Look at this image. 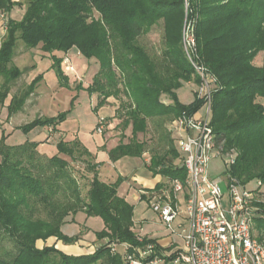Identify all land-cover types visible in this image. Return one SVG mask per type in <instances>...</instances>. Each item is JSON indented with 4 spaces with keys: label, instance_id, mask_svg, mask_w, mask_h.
I'll return each instance as SVG.
<instances>
[{
    "label": "trees",
    "instance_id": "1",
    "mask_svg": "<svg viewBox=\"0 0 264 264\" xmlns=\"http://www.w3.org/2000/svg\"><path fill=\"white\" fill-rule=\"evenodd\" d=\"M185 0H28L19 19L9 14L22 7L21 0H0V14L5 15V33L0 42V104L8 97L10 85L23 74L13 62L18 39L25 49L38 47L51 56L58 76L62 58L75 47L87 59H95L98 71L88 86L96 93L99 104L107 98H127L123 129L130 126L131 137L122 139L108 151L116 161L122 157H140L146 151L145 142L137 133L145 132L153 117L182 113L193 115L202 105L196 94L185 104L179 102L177 89L193 77L194 67L186 59L180 45ZM187 20L194 24L198 61L212 77L210 125L224 151L233 149L236 159L229 171L240 183L264 184V106L258 96L264 95V56L261 65L253 63L258 52H264V0H188ZM97 11L98 17L93 16ZM166 18L165 48L159 58L152 57L138 42L159 19ZM167 59V61H165ZM199 85L200 77L196 78ZM38 78L31 80L19 93L12 94L7 117L22 108L33 93ZM78 86V85H77ZM162 95L171 101L165 103ZM63 117H60V120ZM59 120V119H58ZM56 118L36 116L17 128L28 131L38 125L53 126ZM48 138V137H47ZM123 138V136H122ZM81 152L91 154L79 141L57 142L59 153L74 157ZM179 151V150H178ZM180 154V152H179ZM178 157L174 147L163 155L150 157L149 170L168 179L185 183L186 169L174 163ZM97 164V163H96ZM98 165V164H97ZM87 196L59 155L46 157L37 149V142L24 141L8 145L0 139V232L14 242V254L0 252V264H123L124 257L112 251L111 243H125V258L132 256L143 263L161 256L172 261L176 250L162 255L155 238L137 235L133 229V205L118 195L123 177L106 183L99 179L95 168ZM162 184L156 183L159 188ZM154 187V188H155ZM253 189H257L253 188ZM150 197V196H149ZM145 199L140 194V200ZM150 200V198H146ZM41 204L48 219L35 215ZM264 215V202H260ZM77 211L86 216H99L104 228L96 232L97 239H108L91 253L68 255L55 245L37 247L38 239L55 236L70 241L61 231L65 217ZM257 237L264 241V220L257 218ZM256 234V233H255ZM152 245L150 254L139 256L137 247ZM170 249V247H168ZM126 258V259H127Z\"/></svg>",
    "mask_w": 264,
    "mask_h": 264
},
{
    "label": "rangeland",
    "instance_id": "2",
    "mask_svg": "<svg viewBox=\"0 0 264 264\" xmlns=\"http://www.w3.org/2000/svg\"><path fill=\"white\" fill-rule=\"evenodd\" d=\"M21 1H23L22 7L16 6L11 10L10 16L15 19L21 17L28 0ZM183 5L184 18L179 42L181 50L184 53L183 27L185 23H189L190 21V19L187 20L188 0H185ZM93 16L98 17L97 11L93 12ZM0 20V25L1 23L5 25V17L0 16ZM166 23V18H160L146 33L138 37L139 44L152 57L160 59L162 51L165 48L164 32ZM14 51L16 54L13 57V62L23 69L24 72L18 79L12 82L8 97L3 104H0V139L3 137L4 143L8 145L21 144L26 140L34 141L37 142V149L42 155L46 157L59 155L64 158L68 162L70 175L75 178L83 198L87 196L88 187H90V181L93 177L92 168L97 170L99 179L106 183L115 182L119 176H122V181L116 186L117 193L134 207L132 217L134 222L131 227L133 231L137 235L143 236V226L145 229L162 228L159 226L160 219L158 215L154 213L150 200H146V198L151 197L153 193L161 192L162 189H165L171 197L173 196L171 179L161 174H154L149 170L150 157L154 154L163 155L172 146L178 153V157L174 159V163L179 166L182 165L180 158L182 153L179 154L176 135L170 130L171 117H151L147 121L146 131L137 133V139L145 142L146 151L142 156H130L124 161L119 159L112 161L109 158L108 151L120 139L125 143L131 137L130 126L123 129L121 123L122 116H124L126 110L125 103H127V98L123 94H120L118 98L111 96L107 98L105 104L101 105L98 102L97 94L89 93L88 86L92 83L93 76L99 68L97 61L93 58L87 59L75 47L70 48L65 54L58 53L57 56L59 58L63 57L60 62V70L66 78V81H63L58 76L56 68L52 65L53 59L51 56L44 54L39 46L25 49L22 40L18 39ZM66 56L69 57V64H71L72 69H65L67 63H64V58ZM262 56H264V52H258L253 59V63L261 65L263 60ZM197 76L199 77L200 75L194 69L193 77L195 78V82L193 79L188 82H183L182 86L177 89L179 102L189 104L194 99L195 90L198 89ZM35 78H38V81L36 82L33 93L25 100L22 108L8 118L6 105L9 102V97L14 93L21 92L26 87V84ZM2 81L3 78L0 76V85ZM161 98L165 103L171 102L165 95H162ZM257 99L264 106V95L258 96ZM36 116L56 118V120L59 119V122L55 125L53 131H50V128H53L52 125L48 126L45 124L38 125L28 131L17 128V126L32 120ZM60 117L63 118L60 120ZM98 127H101V132L98 131ZM60 139L79 141L91 154L84 151L81 152V145L75 151L73 158L69 155L59 153L57 142ZM224 168L225 166L221 155L210 158L208 162V176L211 179L221 177L219 185L223 193V205H225V196L227 195V186L223 178ZM140 170H146L152 177L160 175L158 182L162 185L156 188L155 183L154 186L149 187L148 183L141 182L137 184V182L131 180V175L138 173ZM131 183L136 185L132 186ZM247 186L249 188L257 187L255 181H251ZM138 191L140 194H144L145 199L140 200L138 198ZM261 191L264 193L263 183ZM180 204L183 212L185 207L181 196ZM37 206L35 215L48 219V215L42 205L38 204ZM260 217L264 220L263 214L256 215L254 219L255 227L259 223L257 218ZM65 219V222L61 225V231L63 234L75 239L65 241L63 239H56L55 236H50L45 240H36L35 245L39 248L45 245H55L56 248L65 254L81 255L93 252L96 246L108 239L107 236L103 239H97L96 237V232L104 228V223L99 216H86L85 212L77 211L74 215L70 213ZM255 233L258 235L257 228ZM145 236L148 237L146 233ZM177 239L178 241L175 244L183 247L184 243L181 238ZM121 244L125 243L114 242L110 246L112 251H116L124 257L123 264H129V258L127 256V259L125 258L126 248ZM148 245L145 247H137V249L146 250ZM14 248L13 240L5 235L4 232H0V252L11 256L14 254ZM136 260L139 261L138 258ZM154 264L166 263L162 260ZM167 264H172V262L168 261Z\"/></svg>",
    "mask_w": 264,
    "mask_h": 264
},
{
    "label": "built area",
    "instance_id": "3",
    "mask_svg": "<svg viewBox=\"0 0 264 264\" xmlns=\"http://www.w3.org/2000/svg\"><path fill=\"white\" fill-rule=\"evenodd\" d=\"M194 24L189 21L183 27V47L186 58L199 73L200 82L195 90L202 105L188 115L182 113L171 119L170 126L176 135V144L182 153L186 171L185 183L178 178L171 180L173 196L162 189L150 197L151 208L170 232H177L184 246L175 249L172 264H264V242L255 234L254 219L261 214L260 202H264L261 182L257 189L240 183L230 174L236 159L233 149L224 151L210 125L211 85L213 77L198 61ZM65 69H72L69 57L64 58ZM101 132V127H98ZM221 155L225 166L223 178L227 186L225 205L219 178H209L208 162L211 157ZM180 196L184 210L180 208ZM182 214V216H181ZM177 223L175 224V221ZM152 245L146 250L137 249L139 256L150 254ZM164 256L165 253H162ZM129 264H154L161 256L148 263L128 256Z\"/></svg>",
    "mask_w": 264,
    "mask_h": 264
},
{
    "label": "crops",
    "instance_id": "4",
    "mask_svg": "<svg viewBox=\"0 0 264 264\" xmlns=\"http://www.w3.org/2000/svg\"><path fill=\"white\" fill-rule=\"evenodd\" d=\"M0 16L6 17L5 15H2V14H0ZM9 16H10V14H9ZM0 22H1V20H0ZM4 33H5V25H4V23H1V25H0V42H1L2 38H3V36H4ZM126 158H129V157H122L119 160L124 161ZM125 179H128V178H125ZM131 180L137 182V184H139L141 182L148 183L149 187H151V186H154L155 183H157L160 180V175H156L155 177L154 176L152 177V175H149L146 172V170H140L138 173H136L134 175L133 174L131 175ZM131 185L135 186L136 184H134V183L132 184L131 183ZM138 193H139V191H138ZM138 198L140 199V193H139ZM148 198H150V197H148ZM140 222L143 223L142 221H140ZM140 222H139V224H140ZM176 223H177V220L175 221V224ZM159 226L162 227V228L145 229L144 226H143L142 227L143 228L142 229L143 230V234L142 233L141 234L143 236H145V233H146V235L148 237L155 238L157 243L161 247L164 248L162 253H165V255H170V253L175 251V249L180 248V246L175 244V242L178 241L177 238H181L182 242H183V239H182L181 235H179L177 232H174V233L170 232L166 227H164V225H163V223L161 221H160ZM121 245H123V247L126 248V244H121ZM168 247H170V249ZM162 260H164V259H162ZM158 262H160V261H158ZM167 262L168 261H166L165 263L167 264ZM170 262H172V261H170Z\"/></svg>",
    "mask_w": 264,
    "mask_h": 264
}]
</instances>
